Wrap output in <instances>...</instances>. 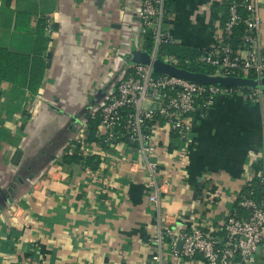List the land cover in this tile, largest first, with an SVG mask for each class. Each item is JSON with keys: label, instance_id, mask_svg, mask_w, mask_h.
I'll list each match as a JSON object with an SVG mask.
<instances>
[{"label": "crops", "instance_id": "crops-1", "mask_svg": "<svg viewBox=\"0 0 264 264\" xmlns=\"http://www.w3.org/2000/svg\"><path fill=\"white\" fill-rule=\"evenodd\" d=\"M142 1L0 0V46L33 54L45 25V63L52 53L36 96L0 82V264H205L173 247L163 215L178 232L214 233L248 216L241 197L262 168L264 100L218 98L195 115L188 141L162 129L151 161L175 179L157 202L144 157L128 143L91 142L88 157L63 162L131 69V51H145ZM172 1L165 26L174 39L214 48L224 0ZM252 264H264L262 251Z\"/></svg>", "mask_w": 264, "mask_h": 264}, {"label": "built area", "instance_id": "built-area-1", "mask_svg": "<svg viewBox=\"0 0 264 264\" xmlns=\"http://www.w3.org/2000/svg\"><path fill=\"white\" fill-rule=\"evenodd\" d=\"M166 1H142L138 14L140 38L145 40L146 35L151 33L154 44L149 53L152 58L185 69L179 58L163 51L164 46L180 44L165 26L172 16L167 12ZM222 3L228 5V16L223 23L219 18L217 45L202 50L198 63L213 67L216 76L263 79L261 10L264 9V0H224ZM242 90L201 85L155 74L150 66H132L99 110L97 143L102 146L123 141L140 151L147 166V180L154 190L150 201L157 202L161 193L172 191L175 179L174 172L163 173L159 163L151 161V157L158 154L157 134L166 129L188 141L195 115L205 116L220 97L236 95L255 102L264 100V90L260 88L249 89V94ZM88 130L89 126L85 123L69 144V153L75 154L78 150L82 157L93 153L95 145L87 141ZM261 148L264 156V141ZM139 165L138 162L133 163V166ZM259 177L263 197L259 201L241 197V207L248 211L246 218L228 217L216 230L218 233L198 227L178 232L164 214L163 234L170 239L173 247L183 241L182 254L185 258L200 256L205 264H235L237 260L242 264H252L257 253H264V159Z\"/></svg>", "mask_w": 264, "mask_h": 264}, {"label": "trees", "instance_id": "trees-1", "mask_svg": "<svg viewBox=\"0 0 264 264\" xmlns=\"http://www.w3.org/2000/svg\"><path fill=\"white\" fill-rule=\"evenodd\" d=\"M173 1L167 0L165 7L169 14H173ZM216 9V8H215ZM228 5L223 4L221 7L222 16L220 19L223 23L228 16ZM36 39V49L33 54H24L14 52L13 50L0 46V82H9L15 86L26 88L29 93L36 96L41 88V83L45 73L46 63L42 57L44 51V33L45 25H39ZM153 36L151 33L146 35L144 40V50L150 52L153 48ZM163 51L171 56H175L182 61V66L186 70L194 73H202L206 75H214L215 69L211 66L202 65L198 63V58L202 54V50L185 44H175L164 46ZM188 61V63H186ZM253 77V76H252ZM245 94H249L250 90L244 88L242 90ZM233 97H237L234 95ZM218 99H216L217 101ZM215 101V102H216ZM248 102L250 103L249 99ZM100 119L93 121L90 124V130L88 135V142H98L96 137L99 130ZM78 150L73 155H66L63 157L64 163L80 162L82 158L77 154ZM90 162V161H89ZM261 171L260 166L257 167V179L254 186L244 189L242 196H247L246 191L255 190L253 198L260 200L263 197V189L259 173Z\"/></svg>", "mask_w": 264, "mask_h": 264}, {"label": "water", "instance_id": "water-1", "mask_svg": "<svg viewBox=\"0 0 264 264\" xmlns=\"http://www.w3.org/2000/svg\"><path fill=\"white\" fill-rule=\"evenodd\" d=\"M52 53H48L46 67L51 66ZM129 63L131 66H150L154 69V73L158 75H167L176 77L185 81L198 83L206 86H221L227 88H247L256 89L260 88L264 90V78L261 80L244 78V77H224L216 75H206L202 73L190 72L186 69L178 68L173 65L164 63L160 59H153L151 54L140 50L133 49L129 54ZM21 154V153H20ZM183 247V241H179L177 244L178 250Z\"/></svg>", "mask_w": 264, "mask_h": 264}, {"label": "rangeland", "instance_id": "rangeland-1", "mask_svg": "<svg viewBox=\"0 0 264 264\" xmlns=\"http://www.w3.org/2000/svg\"><path fill=\"white\" fill-rule=\"evenodd\" d=\"M261 16H262V30H264V9L261 10Z\"/></svg>", "mask_w": 264, "mask_h": 264}]
</instances>
